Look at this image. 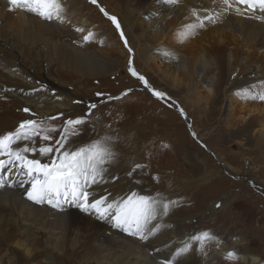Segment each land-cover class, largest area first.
<instances>
[{
	"label": "rangeland",
	"instance_id": "374dc122",
	"mask_svg": "<svg viewBox=\"0 0 264 264\" xmlns=\"http://www.w3.org/2000/svg\"><path fill=\"white\" fill-rule=\"evenodd\" d=\"M60 2L64 22L57 19L46 22L57 25L64 34L57 31L48 38L61 45L70 44L87 56L105 61L110 72L95 77L76 74L58 62L51 65L33 57L32 51L45 50L46 47L43 49L42 45L14 39L13 47L20 52L22 59L13 56L11 61L19 60L21 64L15 62L18 67L30 76L33 74L36 82L46 81L54 86V90H65L68 107H84V110L72 109L47 117L39 116L25 112L27 108H23L24 105L16 99L0 95V113L4 112V122L11 125L5 128V134L15 131L21 122L27 120H38L43 128H54L55 131L47 132L50 140L36 137L16 145L25 143V146L37 149L34 154H39L38 149L42 146H52L53 143V148L58 147L56 141L61 138L65 121L83 119V124L75 126L77 134L69 136L61 151H76L99 143L112 153L111 158H106V163L101 166L103 172L97 176L102 180L92 184L87 191L99 184L107 186L112 183L109 186L112 188L125 182L137 195L149 197L156 202V215L148 226L163 220L168 233L173 228L171 223H177L182 240L191 242L190 247L198 253L200 264H243L240 257L245 251L260 255L262 259L257 264H264V139L260 142L258 138L260 127H253L250 134L242 133L239 118L246 115L247 109L254 104L260 105V110L264 109L261 107L264 101L242 95L244 89L264 90V50L256 43L246 46L235 44L230 35L224 33L223 47L234 56V61L228 66L225 62L221 64L213 94L208 96L203 89L205 79H194L193 87L174 88L160 74H168L169 79L175 74L182 83H187L186 76L176 73V67L164 58L158 56L151 60L148 57L158 49H170L172 52L177 50L191 63L195 49L201 47L210 58L220 61L221 55L215 52L217 45L212 37L216 28L204 25L182 37L180 34L187 30L174 20L172 13L163 17L161 25L166 30L159 33L149 30L146 21L141 22L133 13L129 15L131 22L128 27L123 26L121 20L124 17L119 14L121 0H97L96 4L90 0ZM9 7V4L4 9L0 6V25L6 20L12 25L17 22L16 19L23 20L24 26L31 28L43 24L39 16L31 14L35 21L31 23L27 20L28 13L19 8L9 10ZM101 8L108 16L117 18L120 31L100 11ZM244 14L249 20L264 24V12L257 10ZM256 15L261 18L257 20ZM121 31L124 40L121 39ZM89 33L92 36L85 42L83 37ZM236 59H240L241 66L235 63ZM130 60L133 70L145 78L149 88L162 93L163 97L154 96L141 80L129 72ZM252 69L257 72L255 76L250 75ZM247 77L253 78L250 82L258 83L246 86ZM235 83L240 91L225 97L224 90L235 88ZM229 112L233 114L232 118L227 117ZM0 128L2 131L3 127ZM85 135L87 139H92L91 142L80 143V138ZM115 143L119 145L118 149H115ZM131 147H136L138 154L127 161L129 155L126 148ZM34 154L26 153L30 156ZM16 167L19 169L15 164L7 165L0 169V175L4 176ZM165 203L168 204L166 213L163 208ZM76 208L83 211L80 207ZM202 233H208L211 238L223 237L225 248L235 253L237 258L227 259L226 253L219 255L211 239L203 246L190 239ZM7 250H14V253L11 255ZM17 251L13 244L5 245L0 241V264H24L17 259L20 250ZM47 261L37 257L36 264L56 263ZM63 264H67L66 261Z\"/></svg>",
	"mask_w": 264,
	"mask_h": 264
},
{
	"label": "bare ground",
	"instance_id": "6f19581e",
	"mask_svg": "<svg viewBox=\"0 0 264 264\" xmlns=\"http://www.w3.org/2000/svg\"><path fill=\"white\" fill-rule=\"evenodd\" d=\"M121 1L122 7L119 14L124 17L121 20L123 26L127 25L128 27L131 22L129 15L133 13L141 22L146 21V27L149 30H155L159 33H163L165 28L161 25V21L169 13L174 15L175 21L186 26L198 23L196 17L193 16V10H197L199 15L204 17L208 14L204 10L220 11L223 7L219 2L213 4V0H178L175 4H167L164 0ZM6 5H8V0H0L1 9H4ZM28 14L27 20L34 23L33 15L31 13ZM257 17L260 16L256 15V19ZM249 19L244 13L237 14L235 11L229 10V12L223 13L216 23L205 22L206 26L211 25L212 29H217V31L213 30L212 37L217 45L214 50L221 55L220 61L210 58L208 52L201 47H198L197 50L195 49V56L191 63L187 60L188 58L186 59L185 56L180 55L177 50L172 52L170 49H158L154 53L152 52L153 56L148 57V59L152 60L160 56L176 67V73H183L186 76L187 83H182L175 74L171 79L168 78L169 75L166 73L160 74L163 75L164 80H168L167 82L172 87H193L194 79H197L196 81L205 79V87L203 89L208 96H211L221 64L225 62V66H228L229 64L232 65L234 61V56L225 51L223 47L225 42L224 33L230 35L231 41L235 44L241 43L246 46L255 45L256 43V45L261 47L260 49L264 50V24ZM16 21V23L9 25V21L6 20L5 23L0 25V95L5 98L16 99L18 103L24 105L23 108H27L30 112L39 116L47 117L72 109L84 110V107H68V93L65 90H54V86L46 81L36 82L37 79L33 74L30 76L26 70L24 71L18 67L15 62H19V60L11 61L13 56L22 59L20 52L13 47V41L15 39L29 42L31 45L34 43L42 45L43 49L46 47L45 50L41 48L32 51L35 59H42L43 62L45 61L51 65L58 62L66 70L74 71L76 74L86 77L108 74L110 70L107 69L106 62L96 59V57L87 56L70 44H63V46L48 38L52 34L55 35L57 31L64 34L56 27L57 25L53 26V24H48L46 20H42V25L31 28L24 26L23 20L16 19ZM128 31L130 30L128 29ZM204 39L206 40V38ZM173 48L175 49V46ZM239 61L240 59H236L235 63H239L241 66V61ZM19 64L21 63L19 62ZM212 71L214 72L212 73ZM256 73L252 69L250 75L255 76ZM250 77H247L244 82L246 86L258 83L255 81L250 82V79H253ZM238 88L239 86L236 85L231 90H224V96L227 97L231 93L235 94L240 91ZM259 107L260 105L256 104L250 106L247 109L248 113L239 118L243 126L241 128L242 133L247 134L253 127H260V130L257 131L261 142L264 139V109L260 110ZM261 107L264 106L261 105ZM231 115L233 114L229 112L227 117L232 118ZM4 117V112L0 113V125L3 124V126H0L3 127V130L0 131V136L5 135V132H7L6 127L11 126L9 122H4ZM226 125H230V123ZM130 128L133 129L132 127ZM138 128L135 127L134 129ZM87 137L85 135L80 138L79 142H91L92 139L90 137L87 139ZM44 143L48 144L47 142ZM16 145L18 144H14L13 147L23 148L25 143L19 146ZM38 145L39 140L37 142ZM51 145L53 146L54 144L52 143ZM114 147L118 149L119 145L115 143ZM126 151L129 155V158L126 156L128 158L127 161H130L131 157L136 158L135 156L138 154L136 147L126 148ZM54 154L41 156L36 153L27 156L30 159H39L42 163H51L50 157L46 156ZM107 177L108 174L105 175V178ZM110 178L112 179V175ZM26 179L27 177L17 167L12 172L4 174V176L0 175V182L5 185L0 188V241L5 242V245L11 243L18 251L20 250V253H17V259L24 264H36L37 257L56 262L55 264H63L65 261L67 264H169V262L170 264H200L199 255L195 248L189 247L187 252L176 256V252L184 247L186 242L189 245L191 244L190 241L182 240V234L177 223H171L173 228L168 233L163 220L153 223L148 226V229L153 230L154 234L148 235L146 231L145 235H148V238L141 240L137 236L128 235L120 228L114 226L115 221L112 219L114 210L110 211L107 218L102 219L97 216L94 210L90 212L79 211L76 206L73 207L75 204L70 198L67 201L61 199L59 208H54L47 202L34 203L27 198V189L30 184L22 183ZM97 180L100 181L102 179L98 178ZM111 184L107 186L99 184L90 189L89 192L93 194L90 200L106 197L107 202L111 203L114 201H125L134 193L136 196H140L127 186L125 182L110 188ZM211 240L215 244L218 254L229 253L225 248L223 237L212 236ZM7 252L12 255L14 250H7ZM245 252L240 257L243 264H257L262 259L254 251ZM32 256H35V258H32ZM62 259L63 261H61Z\"/></svg>",
	"mask_w": 264,
	"mask_h": 264
},
{
	"label": "snow or ice",
	"instance_id": "6c2138e0",
	"mask_svg": "<svg viewBox=\"0 0 264 264\" xmlns=\"http://www.w3.org/2000/svg\"><path fill=\"white\" fill-rule=\"evenodd\" d=\"M91 3L96 4L97 0H90ZM167 4H175L178 0H164ZM221 3L223 7L220 11H213L206 9L208 14L201 17L197 10H193V16L196 17L198 23L186 25L187 31L181 33L182 37H186L190 32L194 31L197 27H204L205 21L208 23H216L223 13L229 10L235 11L237 14L244 12H264V0H213V4ZM9 10L19 8L26 13L39 16L43 20L51 21L53 19L64 22L62 12L63 6L60 0H8ZM105 16L112 21L117 30L120 31V25L117 18L108 16L103 8L100 9ZM260 19V17H257ZM76 31H83L76 29ZM121 39L124 40L123 32H120ZM92 33L84 36L85 42H88ZM125 47L127 41L125 40ZM131 51V49H129ZM129 72L137 77L149 88L148 82L143 76H139L131 67V60L129 61ZM152 94L157 97H163L162 93L155 92L151 88ZM127 93H125L126 95ZM244 98H251L253 100L264 101V90L253 91L252 89L242 90ZM119 99V97H117ZM91 107H95L92 105ZM29 112V109H24ZM52 119H55L53 117ZM84 123L83 119H69L65 121L64 131L60 134V140L56 141L58 147L42 146L38 149L41 156L55 153L50 156L51 163H42L39 159H30L26 153H35L36 148H14L13 145L21 141L34 140L39 137L42 140H50L51 137L47 135L49 131H55L54 128H43L35 120L23 121L19 124L14 132L7 133L0 136V157H7V159L0 158V169L5 168L7 165L15 164L27 177L22 183L30 184L27 189V198L34 203H49L54 208L61 206V198L67 201L69 198L83 211H95L99 218H107L111 210H114L112 219L115 221V227L120 228L128 235L137 236L141 240H146L148 235L154 234L153 230L148 229L149 222L155 218L156 215V202L146 196H136L134 193L125 201L121 202H107L106 197L99 199H91L92 193L87 191L88 187L96 184L99 181L97 176L103 172L101 167L106 163V158H111L112 153L106 148H103L99 143H93L88 147H81L76 151H61L65 148L70 135H76L75 126ZM5 185L0 182V188ZM165 213L168 209V204L163 205ZM148 235H145V232ZM192 241L198 242L203 246L204 242L211 239L208 233H202L190 238ZM190 245L186 242L184 247L176 252V256L187 252ZM227 259H236V254L233 252L227 253ZM170 264V262H169Z\"/></svg>",
	"mask_w": 264,
	"mask_h": 264
}]
</instances>
